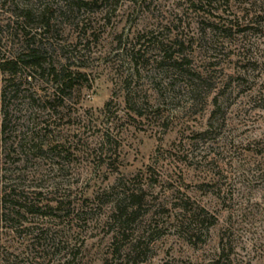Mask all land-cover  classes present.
Returning a JSON list of instances; mask_svg holds the SVG:
<instances>
[{"label": "rangeland", "instance_id": "374dc122", "mask_svg": "<svg viewBox=\"0 0 264 264\" xmlns=\"http://www.w3.org/2000/svg\"><path fill=\"white\" fill-rule=\"evenodd\" d=\"M66 8L0 0V264H209L223 236L229 264H264V0ZM28 46L45 72L18 61ZM125 189L142 197L128 226ZM187 203L216 225L184 229Z\"/></svg>", "mask_w": 264, "mask_h": 264}, {"label": "trees", "instance_id": "16d2710c", "mask_svg": "<svg viewBox=\"0 0 264 264\" xmlns=\"http://www.w3.org/2000/svg\"><path fill=\"white\" fill-rule=\"evenodd\" d=\"M109 1L112 0H91V1H86V0H65L67 10L68 11H73V9L81 8L82 6H94L98 4L99 2L102 4L108 3ZM30 12L26 11L25 13V20L26 18L30 17ZM42 19L45 21V26L49 27V19H46V11H43L40 15ZM44 26V27H45ZM220 27V28H219ZM225 28V29H224ZM215 30L218 32H226L228 31V28L226 26H220L217 25ZM217 33V32H216ZM179 42V41H178ZM179 49H181L184 46L183 42H179L177 44ZM42 50L40 48H34V47H29L27 48V51L19 54L18 56V61L23 63L24 65H29L30 67L34 69H38L42 72H45L46 70L43 68V60H42ZM139 51L135 56H132V59L136 61V59H139ZM159 64H167V66L171 68H175L176 70L179 69V71L186 73V75L189 76L190 81H192L194 86H199L203 85L205 82L204 76L201 75V73H197L193 70H190L189 67H185V64H191V60H188V56H184V53L181 50H177V52H171L170 48H162L161 50V55L159 57ZM19 62H11V63H2V67L4 68L5 66H8L9 69H12L10 67L14 66L16 67ZM49 74L51 75L56 88L58 91L61 92H66L68 90L72 89V77L69 75V72H67V69H61L57 70L55 68H51ZM2 127V126H1ZM1 132V130H0ZM205 135V133L201 134ZM126 188L125 186H123ZM9 195L3 194L0 195V217L1 216H6L7 214L5 213L7 205L10 203L8 202ZM123 200L119 201L118 206L116 208V216L117 218L122 221L124 226H128V224L132 223L133 218L135 215L138 213V210L141 208V203H142V197L141 194L138 192L130 191L128 189L123 190ZM18 202H16V205ZM49 209H54V208H49ZM182 220H181V226L184 229H187L188 231H194L196 228L203 227L204 225L207 224L208 227L215 226L217 223V217L215 215L210 214L206 208L197 206L196 208H193L188 205V203L182 207ZM21 214L20 211L16 212L15 215ZM226 232V231H225ZM193 238L195 240L200 239L198 235H193ZM221 252L218 254V256L213 259L209 264H229L231 262L230 256H229V251L232 246L230 244H227L225 242V238L221 239ZM108 264V263H106Z\"/></svg>", "mask_w": 264, "mask_h": 264}]
</instances>
